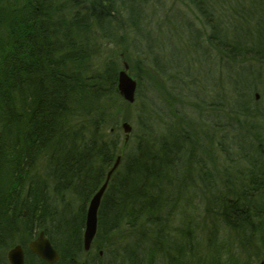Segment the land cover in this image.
Wrapping results in <instances>:
<instances>
[{
    "label": "trees",
    "instance_id": "obj_1",
    "mask_svg": "<svg viewBox=\"0 0 264 264\" xmlns=\"http://www.w3.org/2000/svg\"><path fill=\"white\" fill-rule=\"evenodd\" d=\"M176 2L0 0V264L40 232L56 264L264 257V0Z\"/></svg>",
    "mask_w": 264,
    "mask_h": 264
},
{
    "label": "water",
    "instance_id": "obj_2",
    "mask_svg": "<svg viewBox=\"0 0 264 264\" xmlns=\"http://www.w3.org/2000/svg\"><path fill=\"white\" fill-rule=\"evenodd\" d=\"M118 92L120 93L121 97L127 103H133L135 100V93L137 88L136 81L129 75L128 73V66L127 64L124 65V70L119 73L118 77ZM259 96H257L258 98ZM124 133H130L131 127L125 123L123 124ZM128 135V134H127ZM120 159L118 158L111 168L109 173L107 174V178L103 186L100 190L96 193V195L91 200L87 219H86V229L84 234V248L85 251H89L91 244L95 238L96 231H97V213L99 209V205L103 194L107 188L109 180L113 174V172L117 169L119 165ZM29 250L31 253L42 259L48 264H56L60 260V255L58 251L52 246L50 240L45 236L44 232H40L38 237L30 242ZM7 259L10 264H25V256L24 250L21 246H16L12 248L8 254ZM261 264H264L262 262Z\"/></svg>",
    "mask_w": 264,
    "mask_h": 264
},
{
    "label": "rangeland",
    "instance_id": "obj_3",
    "mask_svg": "<svg viewBox=\"0 0 264 264\" xmlns=\"http://www.w3.org/2000/svg\"><path fill=\"white\" fill-rule=\"evenodd\" d=\"M165 4L167 7H173L176 12V7L178 6L176 0H164ZM122 35V34H120ZM129 74L132 78H135L134 77V73H131L129 71ZM137 107H127L126 109L123 110V112H125L126 114H129L131 116V119L135 118V116L137 115L138 113V110L136 109ZM122 113V112H121ZM115 115V114H114ZM127 123L131 129L133 130V122H124V124ZM123 123L121 124V132L123 134V136H127L131 134L132 130L130 133H124V130H123V127H122ZM128 138V137H127ZM192 202H193V208H194V204L197 202L196 200L192 199ZM203 246V247H202ZM202 246H199V250L200 251H203L204 249H206V247L204 245ZM254 246V247H253ZM234 250H236V247L234 246L233 247ZM249 249H251V251H249V253L244 252L242 249L238 251V255L237 258L240 259V261L238 262V264H261V262H264V257L260 254V252H257L255 250V245H252ZM210 258L214 259L218 256V245L214 244V246L210 249ZM224 258V261L222 262V264H226V263H229V260L231 257H227L226 255L223 256ZM6 259H7V256H6ZM233 259H236V258H233ZM196 260V259H195ZM208 260H209V257L208 259L206 260V262L204 261H200L199 263L200 264H207L208 263ZM8 261V259H7Z\"/></svg>",
    "mask_w": 264,
    "mask_h": 264
}]
</instances>
